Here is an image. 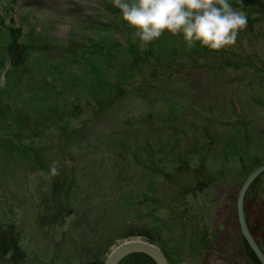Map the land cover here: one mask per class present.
<instances>
[{"label": "rangeland", "instance_id": "obj_1", "mask_svg": "<svg viewBox=\"0 0 264 264\" xmlns=\"http://www.w3.org/2000/svg\"><path fill=\"white\" fill-rule=\"evenodd\" d=\"M254 1L259 7L264 4V0ZM11 5L14 9L7 12ZM260 9L253 6L238 10L247 16L253 29L264 32V11L262 14ZM0 17H3L0 21L10 22L16 28H35L33 32L42 35L43 41L57 45L53 58L58 59L50 70L40 73L43 79L36 95L21 90L20 94L24 95L20 97L18 91L13 96L21 98V102L27 99L26 110L33 118L15 102L12 104L19 108V115L22 112L39 127V134L35 137L27 132L19 133L20 126L0 120V139L5 138L7 127L14 128L23 145H31L44 154L47 160L44 165L48 168L58 174L64 170L67 187L76 188L71 197L63 192L53 197V177L40 173L34 166L27 167L18 142L0 145V224L17 229L14 235L18 234L27 256L24 264H78L95 255L105 264L124 243H150L143 235L155 236L158 244L159 240L164 241L169 264H251L244 248L238 198L245 182L257 169L244 173L241 162L231 156L234 152H229L234 148L229 143L231 139L228 142L225 138L245 120V125L252 124L254 146L264 150V112H261L264 109L257 106L264 100V92L256 95L252 90L254 84L262 90L264 39L258 36L260 32L249 40L245 29L236 44L225 49L226 55L233 58L235 52L249 55L242 61H249L251 67L241 66L238 72L229 70L228 75L215 78V64H188L185 54L188 47L181 36L165 33L140 47L139 40L133 38L134 29L122 20L113 0H0ZM30 36L38 39L36 35ZM65 46H70L71 52L63 49ZM75 51L78 58L73 60L69 57ZM131 51L145 59L138 69L128 67L133 57ZM168 57L180 64L179 72L166 88L160 92L154 88L145 98H140L125 87L127 92L119 98V104L103 116L97 115L92 103L103 95L102 91H108V86L100 87L101 78L111 81L110 86L123 78L128 88L134 90L137 81L152 66L159 61L167 64ZM62 58L65 61L59 64ZM95 73L100 74L95 78ZM251 95L254 100L249 104ZM73 103L81 107L79 116H74ZM181 113L183 118L178 123H167L169 117ZM85 121L89 124L83 126ZM195 123L199 129L208 124L212 133L217 132L223 140L190 145L182 134L188 133L189 128L197 131ZM186 149L189 153L198 151L193 165H201L203 161L211 180L217 181L205 192L196 197L188 195L179 204L176 193L171 194L173 189L163 183L160 173L165 169L161 161H165L164 155L173 161L184 158ZM255 153L264 158V151ZM118 160L127 162L124 172L122 165L115 167ZM144 161L148 165L155 163L158 172L145 170ZM163 164L166 171L172 167L171 163ZM119 170L124 178L116 177ZM260 185L264 191V177ZM167 197L170 199L166 200ZM175 201V206L168 208L167 202ZM57 207L63 212L75 211L66 217L65 225L53 222ZM244 210L251 236L264 244V196L259 200L245 197ZM206 227L211 233L208 247L190 246L187 238L204 234ZM188 228H192L190 232ZM174 249L180 257L174 256Z\"/></svg>", "mask_w": 264, "mask_h": 264}, {"label": "trees", "instance_id": "obj_2", "mask_svg": "<svg viewBox=\"0 0 264 264\" xmlns=\"http://www.w3.org/2000/svg\"><path fill=\"white\" fill-rule=\"evenodd\" d=\"M14 1L17 2L19 0H13V2ZM10 2L12 3V1ZM252 2H255V1L254 0H230V3L232 4L233 8H236V9L245 10V9H249L255 6L256 8H258V10L261 7L260 9L261 13L264 11L263 3L259 7L258 5H255ZM34 3H40V1L34 2ZM9 9L10 10L7 9L8 10L7 12L9 11L12 12L14 8L11 5ZM0 18L3 19V17H0ZM34 29L35 28L28 30L24 27L16 28L10 22L5 23L3 21H0V79L2 75H5L3 81L0 80V120L2 123L4 122V123L15 124V126L16 125L20 126L18 128L19 133L27 132L28 134H31L36 137L39 134L37 132L39 127H36L31 122H29L27 120V116L26 115L24 116L22 112L20 113L22 115H19V112H18L19 110H17L19 108L18 107L17 109L14 108L15 105L12 104L13 102H15L16 106L22 107L21 111L23 110L24 113L29 114V116L33 118L32 113H29L26 110L27 108L26 100L27 99H25V102H21V98L17 96L13 98V96L18 91L19 92L17 94H19L20 97L24 95V94L22 95L20 94L21 90L23 93L36 95L37 87H40V84H41L40 82L43 79V75H40V73H44V71L50 70L51 69L50 66H52V63L53 62L57 63L58 59L53 58V55H56L55 49L57 48V45L43 41L42 35H40L37 32H33L35 31ZM259 32L260 34L258 36L264 39V32L262 31V29L261 30L253 29L250 26V23L247 25L246 36L249 38V40H251V35H253L254 33L258 34ZM34 34L37 36L38 39H33L30 36V35L35 36ZM72 42H71V46L74 47V44ZM81 47L84 48L86 46L84 44H81ZM65 48L69 50V52H71L72 50L70 46L63 47V49ZM134 54L136 53L131 51V56L133 57L130 60V65L128 67L132 66L138 69V67L140 66V62L141 61L145 62V59L140 58L138 54L137 55H134ZM185 54L187 55L188 60L187 59L186 60L188 61V64L192 63L191 65H194V64L199 63V65H203V66L211 64V63L215 64V67H216L215 78H217L219 75H222V74L228 75L229 70L238 72V69L241 68V66H245L246 68L248 66L251 67V63H249V61L247 62L242 61L248 58L249 56L245 53H241L239 55L237 52H235L234 55L236 57L233 58V56H227L226 55L227 53L225 52V50H221L219 52H213V51H209L207 49L201 48L199 44H197L195 48L187 49ZM77 56H78V51H75L74 56L71 55L69 58H74L73 60H75L78 58ZM80 56L81 55H79V57ZM63 61H65V59L63 58L62 60L60 59L59 64ZM167 61H168L167 64H164L163 62L159 61L158 63H156V65L152 66L151 70L147 74H145L141 78V80L137 81L136 88H134V90H130L128 88V83H126L127 81L123 78H119L121 79L120 83H114L111 86H110L111 81H108L105 78H101L102 85L100 87L103 86L107 88L108 86V91H102L101 93H103V95H99V97H96L95 101L92 103L95 106L94 105H89V106H94V108L97 110L95 111L99 113L97 115L103 116L104 113L110 111L112 108H114L116 105L119 104L120 102L119 98L122 97L123 93L127 92L125 91L126 90L125 87L129 90L130 93L135 94L137 97L140 96V98H145L148 92L152 91L154 88L160 92L161 90L166 88V86H168L169 83L172 82L174 75L177 72H179L177 67L179 66L178 64L180 63L177 64L175 59L173 58L171 59L170 57L167 58ZM200 62H202L203 64H200ZM37 68L38 70H36ZM39 68L42 69L43 72ZM121 73H123V71ZM98 74L100 73L94 74L95 78L98 76ZM111 79H113V77H111ZM261 79H262L261 80L262 90L258 88V86H256L255 84H254V88L252 84H250L252 86L253 93L255 92L256 95L258 94L263 95L264 71L262 72ZM134 82L135 81H133V84ZM256 89H257V92L255 91ZM99 90H102V89L99 88ZM93 93L96 94L97 92H93ZM104 93L107 94V97L105 98H104ZM139 93H141V95ZM249 98H250L249 104H251L252 101L254 100L253 96L251 95ZM263 99H264V95H263ZM234 104L235 103L232 102L231 105L233 106ZM257 104H259L257 105L259 110H261V107H263L264 109V100L260 101ZM72 105H74L72 107L74 116L75 115L79 116L82 113L81 107L77 106L74 103ZM261 112H264V110ZM182 118H183V113H181L180 115H174V118H171V117L168 118L167 123L173 125V122L174 124H176ZM226 121H229V119ZM88 122L91 123L90 120ZM88 122L85 121L83 126H86ZM243 122L239 123L240 130L236 129L231 134L228 132V135L225 138V140L229 142V138L231 139L229 143H231L234 148L230 149L229 152H232V151L234 152V154H232L231 156L232 157L235 156L236 159L241 162L242 169L245 171L244 173H248V172L252 173L254 170L261 167V165H263L264 163L262 162L264 158L261 157L260 155H257L255 152H258V150H261V151H264V150H262L261 148H258L257 145L254 146L253 144L252 139H254V135H251L253 132L252 124L248 123L245 125ZM209 123H211L210 120H209ZM220 123L225 124V121H221ZM64 124H67V121H65ZM213 126L214 125L211 124V128ZM195 127L198 129L197 131H194V129L192 131L189 128L188 133L187 131H185L182 134L186 136L184 138V141L189 142L190 145H197L196 143H200V141H204V140L208 142H212V144H215L214 141L216 140L217 141L223 140V138L219 136L217 132L212 133L213 131L209 129L208 124L202 126L199 129L200 126L196 125L195 123L194 128ZM59 129H60L59 130L60 132L63 131L62 127H60ZM214 131L216 130L214 129ZM19 133L15 132L14 128H11L10 126L7 127L6 132L3 134L5 138L0 139L1 141L3 140V142H0V145L1 144L6 145V143L13 144L15 142H18L19 147L22 150L20 155L22 156L23 161L27 162L26 163L27 167L34 166L37 168L36 170H38L40 173L47 174L53 177V182H52L53 197L54 195L56 197L60 192L68 193L71 197L72 193L75 192L76 188L73 186L67 187V179L63 173L64 170L61 174H58L56 170L50 169L48 168V166L44 165V162H47L44 154L39 153L38 149H35L31 145H23L21 140L19 139ZM190 135H193L192 138H190ZM262 135L263 134H259L260 137H262ZM149 152L153 153V151H145L144 153H149ZM150 155L152 156V154ZM197 155H198L197 150L194 151L193 153H189V151L186 149L183 155L184 158H181V159L179 158L173 161V160H169L170 158H168L167 155H164L165 161H161V163L162 162L171 163L172 167L171 169H169V171H166V164L162 163L161 167H163L165 171H161L160 174L163 178V183H165V185H168V188L173 189V191H171V194L174 195L176 193V195L174 196H177V198L179 199L178 200L176 198L179 204L186 201L188 195L196 197L198 194L205 192L213 184V182L217 181L216 179H214L213 181L211 180L208 170L206 169V167H204L205 164L203 161H201L203 163L201 165L200 164L198 166L193 165L194 164L193 159L196 158ZM143 163L145 164V170L154 169L155 173L158 172L159 169L155 163H151L150 165H148V161L147 163L146 161H144ZM161 163L159 162L157 164H161ZM115 164H117L115 166L116 168L122 165L123 172L124 170L127 169V162L125 160L124 162L118 160L115 162ZM192 165L194 168H192ZM154 166H156L157 169H155ZM71 172L72 171H69V173ZM120 176L122 178H124L125 176L122 173V171L117 172L116 174V177H120ZM262 177H264V174ZM262 177H260L252 185L251 189L247 193L246 200L248 199L259 200V197L261 199L264 196V191H262L261 185H260V179ZM122 178H119V179L122 180ZM167 199H170V198L167 197L166 200ZM175 204H176V201L167 202L168 208H173ZM56 211H57V215L54 217L53 222L55 224H60V225H65L66 217L68 218L69 216L75 213V211H73L72 213L71 209L67 212H63L58 207L56 208L55 212ZM201 223L202 222L200 221L198 222L199 225ZM191 229L188 228L187 232H190ZM15 231L17 232V229H15L14 226L4 227V225L2 226L0 224V263L8 262L12 264H24L26 261L27 256L22 251L20 241H18V234H16V236L14 235ZM208 231L209 229H207L206 227L204 234H198L197 237L195 235L194 237H192V239L190 237L187 238V243H191L189 245L190 246L194 245L196 249L203 248V247L207 248L208 242H209L208 237L211 235V233H208ZM110 234H111L110 237H113V233H110ZM143 236L146 237L150 243L158 244V239L154 238L155 236L154 237L153 235L151 236L143 235ZM163 242L164 241L161 242L159 240L160 245L159 244L158 245L162 249V251L165 253V255L169 257V254L167 252V245H165ZM257 243L264 250V244L260 243L259 241H257ZM244 248H245V251H246V254L248 256L250 263L258 264V261L256 260L254 254L252 253V250L250 249V247L245 241H244ZM175 249H177V247H175ZM175 249H174V252H175L174 256L177 254V256L180 257L181 255ZM78 264H104V262L102 259H99L98 256L95 255L89 259L80 261ZM122 264H156V262L151 257L145 254H134V255H130L129 257H127L123 261Z\"/></svg>", "mask_w": 264, "mask_h": 264}, {"label": "clouds", "instance_id": "obj_3", "mask_svg": "<svg viewBox=\"0 0 264 264\" xmlns=\"http://www.w3.org/2000/svg\"><path fill=\"white\" fill-rule=\"evenodd\" d=\"M113 7L142 48L167 33L181 36L188 49L199 44L219 52L234 46L248 25L230 0H113Z\"/></svg>", "mask_w": 264, "mask_h": 264}, {"label": "water", "instance_id": "obj_4", "mask_svg": "<svg viewBox=\"0 0 264 264\" xmlns=\"http://www.w3.org/2000/svg\"><path fill=\"white\" fill-rule=\"evenodd\" d=\"M263 174H264V165L258 168L247 179L242 190L240 191L238 198V214H239V221L241 224L242 235L245 241L247 242V244L252 249L259 264H264V253L262 252L257 242L254 240V238L251 236L249 232V228L245 218L244 203L249 188ZM133 254H145L151 257L156 262V264H169L167 257L159 247H157L156 245H152L150 243L139 242V241H130L118 246L109 256L105 264H119L122 259Z\"/></svg>", "mask_w": 264, "mask_h": 264}, {"label": "bare ground", "instance_id": "obj_5", "mask_svg": "<svg viewBox=\"0 0 264 264\" xmlns=\"http://www.w3.org/2000/svg\"><path fill=\"white\" fill-rule=\"evenodd\" d=\"M243 239H244V237H243ZM255 240V239H254ZM244 241H245V239H244ZM256 241V240H255ZM246 242V241H245ZM257 242V241H256ZM247 243V242H246ZM258 244V243H257ZM258 246H259V244H258ZM260 247V246H259ZM260 249L262 250V252L264 253V250L260 247Z\"/></svg>", "mask_w": 264, "mask_h": 264}]
</instances>
